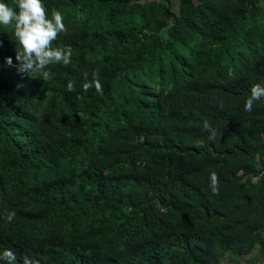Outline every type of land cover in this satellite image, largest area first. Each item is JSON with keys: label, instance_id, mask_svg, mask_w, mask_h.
<instances>
[{"label": "trees", "instance_id": "trees-1", "mask_svg": "<svg viewBox=\"0 0 264 264\" xmlns=\"http://www.w3.org/2000/svg\"><path fill=\"white\" fill-rule=\"evenodd\" d=\"M42 2L71 63L18 71L0 25V257L264 264V98L244 107L264 84V0Z\"/></svg>", "mask_w": 264, "mask_h": 264}, {"label": "clouds", "instance_id": "clouds-1", "mask_svg": "<svg viewBox=\"0 0 264 264\" xmlns=\"http://www.w3.org/2000/svg\"><path fill=\"white\" fill-rule=\"evenodd\" d=\"M18 10L10 7L4 2H0V25L15 24V36L22 51L16 49V61L18 62V71L28 73L38 72L42 79L46 80L49 76L48 67L53 64L63 63L68 65L71 63L72 49L70 46L63 48L53 47V42L57 40L58 35L66 31L63 16L60 11L52 9L49 17L42 0H17ZM2 46V42H0ZM6 63L12 66V57L6 58ZM85 83L84 91H88L93 83L98 92H102V85L99 80V74L93 73L92 82H87V73L84 74ZM74 84L69 82L68 91L74 90ZM264 98V84L257 83L253 85L251 94L245 100V110L251 111L254 102ZM205 128H209L205 122ZM214 134V133H213ZM197 146H202V142H198ZM218 184V176L215 172L211 173V187L216 192ZM12 213L9 219L12 218ZM8 264H15V254L10 250H5L2 257ZM24 264H39V261L24 259Z\"/></svg>", "mask_w": 264, "mask_h": 264}]
</instances>
